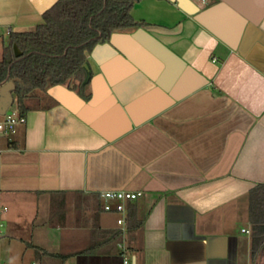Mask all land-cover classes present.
<instances>
[{
  "label": "crops",
  "instance_id": "crops-1",
  "mask_svg": "<svg viewBox=\"0 0 264 264\" xmlns=\"http://www.w3.org/2000/svg\"><path fill=\"white\" fill-rule=\"evenodd\" d=\"M57 1L0 0V40ZM130 15L142 25L87 56V86L35 93L0 138V264H264L248 220L264 183V0H139ZM103 191L142 192L124 227Z\"/></svg>",
  "mask_w": 264,
  "mask_h": 264
},
{
  "label": "trees",
  "instance_id": "trees-1",
  "mask_svg": "<svg viewBox=\"0 0 264 264\" xmlns=\"http://www.w3.org/2000/svg\"><path fill=\"white\" fill-rule=\"evenodd\" d=\"M139 0H58L43 14L35 31L9 33L1 39L0 87L14 83V105L26 111L24 101L53 86L77 82L83 89L90 72L84 65L92 49L117 31L131 30L130 11ZM14 46L20 52L14 54ZM74 87V86H71ZM248 220L252 228L251 257L264 252V183L248 192Z\"/></svg>",
  "mask_w": 264,
  "mask_h": 264
},
{
  "label": "built area",
  "instance_id": "built-area-1",
  "mask_svg": "<svg viewBox=\"0 0 264 264\" xmlns=\"http://www.w3.org/2000/svg\"><path fill=\"white\" fill-rule=\"evenodd\" d=\"M213 61H215V59ZM13 105L14 102L3 115H0V138H11L16 134L17 128L26 123L24 113L18 111L16 107L11 110ZM141 195L142 192L134 191H103L100 194V197L103 200L102 210L106 213L113 212L121 215V217L117 219V224L124 227L126 203L136 200ZM32 264L37 263L34 262ZM122 264H128L127 259L123 258Z\"/></svg>",
  "mask_w": 264,
  "mask_h": 264
},
{
  "label": "water",
  "instance_id": "water-1",
  "mask_svg": "<svg viewBox=\"0 0 264 264\" xmlns=\"http://www.w3.org/2000/svg\"><path fill=\"white\" fill-rule=\"evenodd\" d=\"M14 54L16 57L20 55L18 49L14 46ZM87 68V65H84ZM13 90L14 83L12 81H8L4 85L0 87V115H3L5 111L13 104Z\"/></svg>",
  "mask_w": 264,
  "mask_h": 264
},
{
  "label": "rangeland",
  "instance_id": "rangeland-1",
  "mask_svg": "<svg viewBox=\"0 0 264 264\" xmlns=\"http://www.w3.org/2000/svg\"><path fill=\"white\" fill-rule=\"evenodd\" d=\"M1 53V52H0ZM15 108V106L13 105V107L11 108V110H13ZM11 110H10V112H11Z\"/></svg>",
  "mask_w": 264,
  "mask_h": 264
}]
</instances>
